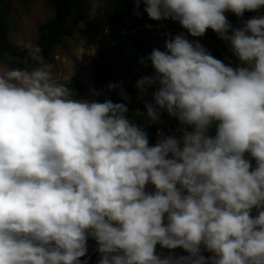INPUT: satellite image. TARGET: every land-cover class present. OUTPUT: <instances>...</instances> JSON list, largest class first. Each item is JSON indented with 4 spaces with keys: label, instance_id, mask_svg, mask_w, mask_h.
<instances>
[{
    "label": "clouds",
    "instance_id": "1",
    "mask_svg": "<svg viewBox=\"0 0 264 264\" xmlns=\"http://www.w3.org/2000/svg\"><path fill=\"white\" fill-rule=\"evenodd\" d=\"M132 2L212 30L235 62L177 35L141 59L138 98L154 91L130 116L76 93L38 45L30 67L0 61V264H88L89 241L97 264H264V0ZM163 113L179 127L150 145Z\"/></svg>",
    "mask_w": 264,
    "mask_h": 264
},
{
    "label": "trees",
    "instance_id": "2",
    "mask_svg": "<svg viewBox=\"0 0 264 264\" xmlns=\"http://www.w3.org/2000/svg\"><path fill=\"white\" fill-rule=\"evenodd\" d=\"M33 0H0V61L10 63L14 67H30L31 61L28 57V48L17 46L11 40V16L14 5L27 4ZM110 31L100 40L94 58V70L90 76L77 74L71 77V84L76 93L86 97L92 90L99 95L96 97L100 102L106 99L114 103H125L129 110L139 108L144 111V102L138 103L139 92L135 87L136 81L145 76L153 75L150 64H141L142 58L147 57L154 48L165 50V42L174 39L177 35H183L190 42H199L211 55L225 63L235 62L227 44L221 41L217 35L208 30L202 37H192L186 30L180 27L156 35L148 25L153 21L147 17L141 4V16L133 15L135 4L132 0H104ZM93 0H46L48 8L55 12V15L48 19L39 28L38 46L43 49L45 59L50 60L54 51L63 44L65 37L71 29L80 24H89L91 20ZM254 13H245L243 19L250 18ZM228 19L233 27H239V21L231 13ZM170 21V20H169ZM172 25L177 22L170 21ZM28 61L26 64L25 61ZM69 80V79H68ZM122 82V88L128 99L121 96L120 89L110 90L107 86L110 83ZM154 91L149 88L148 94ZM139 122V119H138ZM179 127V122L170 118L166 113L161 116V123L147 127L150 145H155L159 139L157 132L163 128ZM210 134L214 135L212 130ZM151 190V189H150ZM160 251L159 247L157 249ZM166 251V250H165ZM176 254L183 252L175 250ZM99 254L95 251V244L89 241V250L86 257L88 264H95Z\"/></svg>",
    "mask_w": 264,
    "mask_h": 264
},
{
    "label": "rangeland",
    "instance_id": "3",
    "mask_svg": "<svg viewBox=\"0 0 264 264\" xmlns=\"http://www.w3.org/2000/svg\"><path fill=\"white\" fill-rule=\"evenodd\" d=\"M54 15L55 12L47 7L46 0H33L24 5L16 3L11 16L12 42L17 46L27 48L37 45L40 26ZM149 25L156 35L168 33L173 27L179 29L178 23L172 25L170 21H153ZM109 31L104 0H93L90 23L73 27L65 37L63 44L54 51L50 59L55 64L54 74L56 77L65 81L77 74L92 75L94 58L100 40ZM149 98L150 94L143 99L138 98V103ZM137 109L139 108L130 110L129 115L131 116ZM211 130L214 134L215 130ZM182 254L185 253L179 252L177 255ZM204 254L211 255L208 252ZM98 260L99 258L95 264Z\"/></svg>",
    "mask_w": 264,
    "mask_h": 264
},
{
    "label": "built area",
    "instance_id": "4",
    "mask_svg": "<svg viewBox=\"0 0 264 264\" xmlns=\"http://www.w3.org/2000/svg\"><path fill=\"white\" fill-rule=\"evenodd\" d=\"M148 28H149V25H148ZM178 127H174V128H163V129H160L159 131H163V133L165 134V135H169V134H173V133H175V131H176V129H177ZM188 131H191V128H188ZM157 135H158V132H157ZM159 137V136H158ZM160 138V137H159Z\"/></svg>",
    "mask_w": 264,
    "mask_h": 264
}]
</instances>
